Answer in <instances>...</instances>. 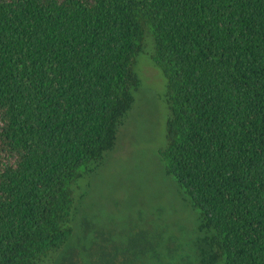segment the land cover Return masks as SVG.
<instances>
[{
  "label": "trees",
  "instance_id": "1",
  "mask_svg": "<svg viewBox=\"0 0 264 264\" xmlns=\"http://www.w3.org/2000/svg\"><path fill=\"white\" fill-rule=\"evenodd\" d=\"M147 39L166 81L157 154L198 210V264H264V0H0V264L66 247ZM135 237L99 264H164ZM82 247L57 264L93 261Z\"/></svg>",
  "mask_w": 264,
  "mask_h": 264
},
{
  "label": "rangeland",
  "instance_id": "2",
  "mask_svg": "<svg viewBox=\"0 0 264 264\" xmlns=\"http://www.w3.org/2000/svg\"><path fill=\"white\" fill-rule=\"evenodd\" d=\"M151 47L147 39L136 59L139 86L114 147L76 183L72 234L66 247L89 248L88 254H95L87 256L92 264L112 262L121 248H132L134 235L144 232L164 264L199 262L196 243L203 234L198 210L165 173L157 154L166 143L168 108L166 81L150 56ZM66 247L40 264H57Z\"/></svg>",
  "mask_w": 264,
  "mask_h": 264
}]
</instances>
